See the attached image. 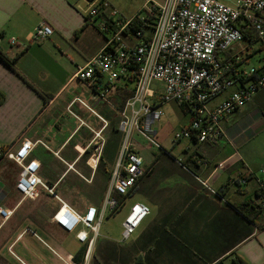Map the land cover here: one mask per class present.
Returning <instances> with one entry per match:
<instances>
[{
    "label": "crops",
    "instance_id": "crops-1",
    "mask_svg": "<svg viewBox=\"0 0 264 264\" xmlns=\"http://www.w3.org/2000/svg\"><path fill=\"white\" fill-rule=\"evenodd\" d=\"M86 8L82 0H0V51L8 59L15 58L13 65L0 62V147L14 151L24 139L35 142L31 157L40 163L39 177L46 184L54 185L56 191L60 184L68 183L61 189L63 198H68V188L79 182L77 176L89 174L84 161L90 151L84 149L93 139V132L101 130V137L105 138L98 172L103 169L108 178L121 143L120 135L114 163L109 164L103 150L114 137L112 134L111 138L106 137L105 131L116 125L117 117L114 123V118H109L108 112L98 103L93 109L95 113L101 119V114L107 113L105 117L111 120L108 126L104 118L107 126L103 128V121L82 106L93 117L94 127L89 126L80 115L72 116L67 112L69 103L78 97L65 103L63 109L77 124L67 130L62 139L54 136L53 130L60 129L62 116V111L56 107L60 91L68 82L76 80L73 75L77 68L90 60L104 43L95 24L86 19ZM41 23L49 25L53 33L46 40L34 43L30 36ZM11 39L14 44L10 43ZM240 49H232L229 54L238 56L244 68L242 64L248 53ZM71 50L78 52L81 59L64 82L56 62ZM79 83L89 94L88 103H85L92 107L96 101L92 92ZM222 98H216L211 105ZM248 107L250 109L246 110ZM263 109L264 92H261L245 108L222 122L223 138L196 146L192 144L208 166L198 165L192 160V153L182 154V164L215 194L161 153L143 150L151 153L149 161L143 160L144 169L148 171L127 196L119 198L121 206L128 202L127 212L134 202L149 207L148 216L141 222H144L143 228L130 242L135 232L125 241L120 235L122 245L116 248L97 241L99 246L91 251L90 264H236L235 258L244 264H264V208L255 222L236 210V205L244 202L260 204V195L264 194V173L254 172L249 156L239 153L241 147L237 142L251 132L253 125L264 121L261 118ZM158 127L159 124L157 130ZM78 134L77 141L69 146ZM48 156L61 167L46 163ZM64 164L80 166L79 170L74 169L77 176L65 172ZM18 174L19 167L15 163L0 158V207L11 211L7 220L0 216V264H58L60 261L47 247L59 253L61 240L76 239L51 221L59 207L51 195L41 191L40 200L22 198L15 189ZM259 189L262 193H258ZM134 198L138 200L133 201ZM80 246L82 244L78 243L76 251ZM74 253L66 254L73 256Z\"/></svg>",
    "mask_w": 264,
    "mask_h": 264
},
{
    "label": "built area",
    "instance_id": "built-area-1",
    "mask_svg": "<svg viewBox=\"0 0 264 264\" xmlns=\"http://www.w3.org/2000/svg\"><path fill=\"white\" fill-rule=\"evenodd\" d=\"M82 1L87 6L86 19L95 24L104 43L90 60L77 68L73 78L85 84L95 100L115 111L116 129L121 135L117 159L101 201L98 205L88 204L83 212H78L55 194V186L42 181L40 163L31 157L35 142L24 139L14 151L0 147V158L19 167L15 189L22 198L35 200L41 191L51 195L59 204L51 221L86 246L80 263H75L72 255H62L47 247L63 264H90L102 220L120 208L119 198L127 196L148 171L144 169L141 152L163 151L156 128L163 115V105L173 103L189 117L188 126L173 135V142L187 139L196 146L223 138L222 122L250 104L259 92H264V63L256 74L257 68L246 70L236 66L241 60L238 56L225 57L226 52L243 42L242 24L253 29L258 44L264 48V0H145L142 10L131 17L122 16L103 0ZM52 33L49 25L41 23L30 40L40 43ZM10 43L14 44V39ZM117 92L131 93L120 108L116 107ZM220 96L223 98L211 105ZM76 103L101 119L79 98L67 106L70 115L75 116L71 108ZM101 120L105 128L107 123ZM93 133L84 151L93 147L86 165L94 171L104 139L101 130ZM54 155L58 157L57 153ZM191 158L202 167L208 166L197 152ZM176 162L215 194L183 166L182 160ZM263 173L261 170L260 174ZM260 196L264 208V194ZM149 212L146 204L134 202L123 220L121 240H127ZM10 215L11 211L0 207L3 220Z\"/></svg>",
    "mask_w": 264,
    "mask_h": 264
},
{
    "label": "rangeland",
    "instance_id": "rangeland-1",
    "mask_svg": "<svg viewBox=\"0 0 264 264\" xmlns=\"http://www.w3.org/2000/svg\"><path fill=\"white\" fill-rule=\"evenodd\" d=\"M107 2L113 9L118 11L122 16L124 17H131L136 15L142 10V6L145 2V0H103ZM259 44H253L251 47H248V45L245 42H241L239 45L234 46L233 50H237L242 48V51H246L248 53L247 60L244 61L242 64L244 69L249 70L250 68H259L264 63V51L258 49ZM241 50V49H240ZM250 56V57H249ZM79 53L74 52L71 50L69 53H67L65 56L62 57V59H59L56 63L57 66H59L61 69H57L54 65L55 69L60 74V78L62 81L69 75L70 71L72 69H75V65L79 64ZM81 63V62H80ZM66 82V80L64 81ZM63 82V83H64ZM87 89L83 87L78 80H75L73 82H68L64 88L60 91V98L59 101L56 103V107L60 108L62 111V116L59 119L60 120V129L59 130H53L54 136L56 138L62 139L66 134L67 130H70L71 127L77 124V121L73 119L70 115L64 111L65 103L69 102L72 98L78 97L84 102L88 103V97L89 94H87ZM261 93V92H259ZM104 108L105 112H111V109L109 107H105L104 105H100L99 107ZM72 112L76 114L78 117L84 119V121L87 122V124L91 127L93 126V117L88 115L87 111L78 103H76L72 108ZM250 107H248L246 110H249ZM161 111L163 113L162 117L159 120V127H158V133H157V139L162 145L163 151L157 150L155 151L156 154H162L163 156L167 157L168 159L175 162L178 166H180L176 161L183 160L182 154L184 152L188 153H194L196 152V147L192 145L187 139H181L179 142H173V135L176 132H180L183 126H187L189 122V117L187 114H184L179 107H177L173 103H168L162 106ZM60 115V114H59ZM89 118H86V117ZM103 119L105 118L106 121H108L109 125L111 124V120L109 121V118H114V123L116 122V119L114 116H110L108 119L105 117V115L101 114ZM262 120H264L263 116L261 115ZM83 121V122H84ZM260 121L253 125V129H251L250 133H246L244 136H242L237 142L238 145L241 147V152H239L242 156H249V162L252 169H254V172L257 175H263L260 174V171L263 170L264 167V121ZM85 123V122H84ZM112 127L110 126L106 131L105 135L106 137L111 138V134H114L112 132ZM85 130V129H84ZM116 138L120 137V134L115 133ZM94 136V135H92ZM79 137V134L73 139L71 146L73 143L77 141ZM92 138V137H91ZM71 139V138H70ZM69 139V140H70ZM105 139V138H104ZM107 139V138H106ZM93 148V147H92ZM89 149V151H93ZM102 154V153H101ZM141 155L143 157L144 162L150 160L151 153L142 151ZM99 160L97 167L93 171L90 167L86 165V160L84 161V166L88 170L87 173L88 176L83 175L82 179L81 177H78L74 173V169L79 170L80 166L75 167L74 164H64L62 167L64 168L65 172H71L70 174H75L79 180L73 188H68V198H63L61 195V189L63 186H67L68 183L60 184L57 188V193L62 199L68 203L71 207L76 209L78 212H83L85 207L88 204L98 205V203L101 201L104 192H105V183L104 179L107 176V173L102 169L100 173L98 170L100 169V163ZM52 165H59L57 161L53 157H47V162ZM68 165L72 166L71 169L68 168ZM60 166V165H59ZM48 167V166H47ZM61 167V166H60ZM108 171V169H107ZM84 172V171H83ZM93 173V174H92ZM102 175V178L99 176ZM69 179L66 178V180ZM65 180V181H66ZM170 183V182H168ZM19 196V195H18ZM40 197V196H39ZM37 198L36 201L40 200L41 198ZM138 200L137 198H134L133 201ZM128 202H126L125 206H120V208L112 215H106L105 218L102 220L100 227H99V233L98 238L95 240L93 245L94 252L95 248L99 246L96 245L97 241L99 243L105 244L107 246H112V248H116L117 246H121L122 244L120 242V235L122 232V223L127 215V207ZM144 225V222L141 224V226L135 230V233L129 239L128 242L134 239L140 231L142 230V226ZM127 242V243H128ZM78 247V243L71 239V237H67L64 240H61L59 242L58 249L60 250V254H66V253H74ZM58 264H63L62 262H58Z\"/></svg>",
    "mask_w": 264,
    "mask_h": 264
},
{
    "label": "trees",
    "instance_id": "trees-1",
    "mask_svg": "<svg viewBox=\"0 0 264 264\" xmlns=\"http://www.w3.org/2000/svg\"><path fill=\"white\" fill-rule=\"evenodd\" d=\"M240 29H241V32L243 34V42H245L248 47H251L253 44H258V39H257V36H256V33L253 31V29H251L250 27L246 26L245 24H242L240 25ZM258 49L259 50H263L264 51V48L261 44H259L258 46ZM229 52H226L225 53V57H229ZM250 57V56H249ZM247 59V57H246ZM14 61H15V58L13 59H8L1 51H0V62H4L8 65H13L14 64ZM244 63V62H243ZM240 66L241 65V62L237 63L236 66ZM260 73V69L257 68L256 69V74H259ZM255 74V75H256ZM131 95L130 92H117V95H116V104H117V108H120L124 102V100L129 97ZM109 116H116V113L115 111L111 110V112L108 113ZM107 113H105V116H108ZM112 129H113V133L112 136L114 137L113 139H110V142L108 143V145H105L104 147V154L107 155V162L109 164H113L114 163V155H116L117 153V145H118V142H119V138H116V135L115 133H118L117 129H116V125L114 124L112 126ZM119 134V133H118ZM103 157V154H101L100 156V160L102 159ZM185 166V165H183ZM186 167V166H185ZM187 168V167H186ZM188 169V168H187ZM189 170V169H188ZM190 171V170H189ZM108 174L107 176L105 177L104 179V183H105V189H106V186H107V183H108ZM49 186H53L52 184H49ZM56 188V187H55ZM54 188V193L56 194L57 191L55 190ZM114 196L117 197L116 194H114ZM262 207L260 204H256L254 202H244V203H241V204H237L236 205V210L242 214L244 217H246L247 219L251 220L252 222H255V220L258 218V216L261 214L262 212ZM85 246L82 245L79 247V249L73 254L72 258H73V261L75 263H80L82 258H83V255L85 253ZM235 263L236 264H244L241 260L235 258ZM215 264H222L221 262H216Z\"/></svg>",
    "mask_w": 264,
    "mask_h": 264
},
{
    "label": "water",
    "instance_id": "water-1",
    "mask_svg": "<svg viewBox=\"0 0 264 264\" xmlns=\"http://www.w3.org/2000/svg\"><path fill=\"white\" fill-rule=\"evenodd\" d=\"M98 103H99L98 100H96L95 103L92 105L91 108L94 109Z\"/></svg>",
    "mask_w": 264,
    "mask_h": 264
}]
</instances>
